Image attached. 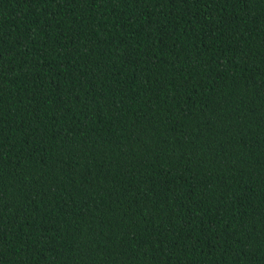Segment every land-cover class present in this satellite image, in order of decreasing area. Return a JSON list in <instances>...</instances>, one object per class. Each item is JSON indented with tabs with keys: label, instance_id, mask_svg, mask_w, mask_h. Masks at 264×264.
I'll use <instances>...</instances> for the list:
<instances>
[{
	"label": "trees",
	"instance_id": "trees-1",
	"mask_svg": "<svg viewBox=\"0 0 264 264\" xmlns=\"http://www.w3.org/2000/svg\"><path fill=\"white\" fill-rule=\"evenodd\" d=\"M0 264H264V0H0Z\"/></svg>",
	"mask_w": 264,
	"mask_h": 264
}]
</instances>
